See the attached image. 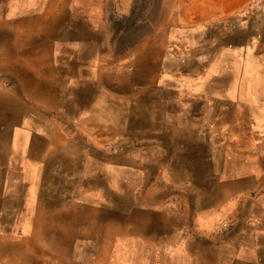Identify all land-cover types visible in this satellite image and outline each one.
I'll list each match as a JSON object with an SVG mask.
<instances>
[{"label": "rangeland", "instance_id": "374dc122", "mask_svg": "<svg viewBox=\"0 0 264 264\" xmlns=\"http://www.w3.org/2000/svg\"><path fill=\"white\" fill-rule=\"evenodd\" d=\"M0 264H264V0H0Z\"/></svg>", "mask_w": 264, "mask_h": 264}, {"label": "bare ground", "instance_id": "6f19581e", "mask_svg": "<svg viewBox=\"0 0 264 264\" xmlns=\"http://www.w3.org/2000/svg\"><path fill=\"white\" fill-rule=\"evenodd\" d=\"M76 25V24H75ZM103 37V36H102ZM86 58V57H85ZM178 64V63H177ZM73 65V64H72ZM125 79V78H124ZM129 84V83H128ZM82 90V89H81ZM201 94V93H200ZM78 97V96H77ZM79 101V100H78ZM15 102V101H14ZM19 104V103H18ZM67 104V103H66ZM19 106V105H18ZM15 107V106H14ZM23 107H24V105H23ZM26 108V107H25ZM22 109V108H21ZM24 109V108H23ZM32 114H34V113H32ZM19 115V114H18ZM36 115V114H35ZM22 120V119H21ZM18 121V120H17ZM59 129V128H58ZM35 133V132H34ZM30 135V134H29ZM41 136V135H40ZM37 137V136H36ZM43 137V136H42ZM39 139H40V137H39ZM30 140H32V139H30ZM35 141H37V140H35ZM39 141V140H38ZM29 142V141H28ZM30 143V142H29ZM31 144H32V142H31ZM30 144V145H31ZM35 144V143H34ZM39 144H40V142H39ZM29 145V146H30ZM206 145V144H205ZM28 146V145H27ZM32 148H33V146H31ZM42 147V146H41ZM53 150V149H52ZM27 151H28V149H27ZM82 151H84V150H82ZM36 153V152H35ZM90 153V152H89ZM84 154V153H83ZM94 155V154H93ZM96 157V156H95ZM32 159V158H31ZM83 159V158H82ZM85 159V158H84ZM43 160V159H42ZM65 162H67V161H65ZM78 163H80V162H78ZM84 164V163H83ZM56 165V164H55ZM71 166V165H70ZM65 169V168H64ZM80 169V168H79ZM57 170H60L58 167H57ZM81 170V169H80ZM74 173V172H73ZM9 178V177H8ZM26 183V182H25ZM21 206V205H20ZM239 262V261H238ZM262 263V262H261Z\"/></svg>", "mask_w": 264, "mask_h": 264}]
</instances>
